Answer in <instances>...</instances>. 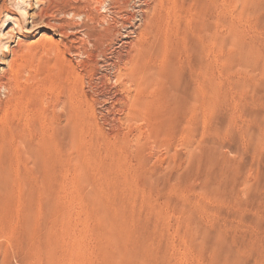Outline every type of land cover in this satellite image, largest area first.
<instances>
[{
	"label": "rangeland",
	"instance_id": "obj_1",
	"mask_svg": "<svg viewBox=\"0 0 264 264\" xmlns=\"http://www.w3.org/2000/svg\"><path fill=\"white\" fill-rule=\"evenodd\" d=\"M111 6L0 0V264H264V0Z\"/></svg>",
	"mask_w": 264,
	"mask_h": 264
},
{
	"label": "bare ground",
	"instance_id": "obj_2",
	"mask_svg": "<svg viewBox=\"0 0 264 264\" xmlns=\"http://www.w3.org/2000/svg\"><path fill=\"white\" fill-rule=\"evenodd\" d=\"M91 2H93L94 3V5H95V7H96V11L97 12H109L110 11V6H111V0H90ZM65 2V1H64ZM75 2V1H74ZM58 3V2H57ZM67 3V2H66ZM65 3V4H66ZM112 3H113V1H112ZM117 3V2H116ZM115 3V4H116ZM41 4V3H40ZM64 3H63V5L64 6H66ZM69 4V3H68ZM169 4V3H168ZM17 5V4H16ZM53 5V4H52ZM180 5V4H179ZM51 7V6H50ZM112 7V6H111ZM114 7V6H113ZM158 7V6H157ZM40 8V7H39ZM43 8V7H42ZM64 8V7H63ZM41 9V8H40ZM65 9V8H64ZM134 9V8H133ZM20 10V9H19ZM43 10H45L44 8H43ZM42 9H41V11L39 12V14H37L38 16H39V18L40 17H42V19L43 18H45L46 17V19H47V16H48V14H47V12H45V11H43ZM61 10H63V9H61ZM51 11V10H50ZM68 11H70V10H68ZM150 11V10H149ZM22 12L24 13V17L26 18L27 16H28V14L26 13V11L25 10H22ZM59 12H62V11H59ZM115 12V11H114ZM146 12V11H145ZM53 13H57V12H53ZM36 14V13H35ZM60 14V13H59ZM78 13H76V12H73V11H71V12H67V10L65 11V12H63L61 15H63V17H62V21H60V20H57L56 18H55V16H48V19H47V26L49 27V28H52V29H59V30H61V33H62V36H63V38H65V41H66V43H67V45H66V47H65V50H66V52L67 53H72V49H71V47H73V44H75V43H78V42H80L81 40H80V35L78 36V34H80V33H77V32H74L75 31V26L73 25V24H71L68 20L70 19V18H77L79 15H77ZM8 15V14H7ZM50 15H52V11H51V13H50ZM111 15V14H110ZM57 16H58V13H57ZM56 16V17H57ZM83 16V15H82ZM121 16V15H120ZM32 17V16H31ZM34 17V16H33ZM67 17H69V19L67 20ZM150 17V16H149ZM11 19L9 20V21H11V20H13V21H15L14 20V18H12V17H10ZM17 18V17H16ZM29 18V17H28ZM35 18V17H34ZM102 18V17H101ZM9 19V18H8ZM59 19V18H58ZM110 19V18H109ZM34 20V19H33ZM104 20V19H103ZM162 21V20H161ZM43 22V21H42ZM111 22V21H110ZM16 23V22H15ZM44 23V22H43ZM55 23L57 24V25H55ZM132 23V22H131ZM110 24V23H109ZM15 25V24H14ZM18 25H19V23H18ZM45 25V24H44ZM105 25V24H104ZM115 25V24H114ZM156 25V24H155ZM112 26V25H111ZM19 27H21V25H19ZM86 27V26H85ZM89 27V26H88ZM87 27V29H91L90 27L88 28ZM14 28H16V27H14ZM21 28H23V27H21ZM86 29V28H85ZM84 29V30H85ZM152 29V28H151ZM17 30V29H16ZM80 30V29H79ZM83 30V31H84ZM81 31V30H80ZM86 31V30H85ZM90 31V30H89ZM88 31V32H89ZM137 31V30H136ZM87 32V31H86ZM88 32L86 33V35L88 36ZM155 32V31H154ZM172 32V31H171ZM156 33V32H155ZM150 34V33H149ZM158 34V33H157ZM61 35V34H60ZM77 35V36H76ZM82 35V34H81ZM111 35V34H110ZM174 35V34H173ZM83 36V35H82ZM24 37V36H23ZM86 37V36H85ZM89 37V36H88ZM172 37V36H171ZM48 38V37H47ZM46 38V39H47ZM50 38V37H49ZM82 38V37H81ZM41 39H43L42 37H41ZM44 39H45V37H44ZM43 39V40H44ZM140 39V38H139ZM48 40V39H47ZM109 40V39H108ZM116 40V39H115ZM133 41V40H132ZM48 42H49V44L52 46H56L57 45V42H56V44H55V42H54V40H52L51 38H50V40L49 41H47V45H48ZM145 42V41H144ZM162 42V41H161ZM19 43V42H18ZM38 44V43H37ZM64 44V43H63ZM20 45V44H19ZM38 45H40V44H38ZM72 45V46H71ZM106 45V44H105ZM24 46V45H23ZM23 46H21V50L22 49H24L25 47H23ZM45 46V45H44ZM54 46V47H55ZM58 46V45H57ZM56 46V47H57ZM68 46H70V47H68ZM142 46V45H141ZM154 46V45H153ZM36 47V46H35ZM38 47V46H37ZM45 47H48V46H45ZM53 47V48H54ZM114 47V46H113ZM138 47H139V45H138ZM18 48V47H17ZM38 48H41V47H38ZM52 48V47H51ZM77 48V47H76ZM156 48H157V46H156ZM45 49H47V48H45ZM44 49V50H45ZM49 49H50V46H49ZM154 49V48H153ZM21 50H10L11 52H12V56H14V57H20L21 55V53H20V51ZM149 50V49H148ZM152 50V49H151ZM9 51V52H10ZM144 51V50H143ZM26 52V51H25ZM24 52V53H25ZM28 52V51H27ZM80 51H78V53H79ZM74 53V52H73ZM84 53V52H83ZM100 53V52H99ZM147 53V52H146ZM58 54V53H57ZM81 54V52L78 54V55H80ZM96 54V53H95ZM104 54V53H103ZM106 55V54H105ZM24 56V55H23ZM22 56V57H23ZM51 56H53V55H51ZM56 56V55H55ZM143 56V55H142ZM13 57V58H14ZM18 57V58H19ZM25 57V56H24ZM18 58H16V60L18 59ZM52 58V57H51ZM134 58V57H133ZM135 58H137V57H135ZM78 59V58H77ZM127 59V58H126ZM14 60V59H13ZM13 60L12 61H10V62H13ZM51 60V59H50ZM57 62V61H56ZM79 62V61H78ZM77 62V63H78ZM54 63V62H53ZM52 63V64H53ZM61 63V62H60ZM69 63V62H68ZM131 63V62H130ZM199 63V62H198ZM55 64H57V63H55ZM71 64V63H70ZM135 64H137V63H135ZM146 64V63H145ZM132 65H134V64H132ZM140 65V64H139ZM10 66H11V64H10ZM135 66H137V65H135ZM146 66V65H145ZM9 67V66H8ZM7 67V68H8ZM12 67V66H11ZM10 67V68H11ZM18 67H19V65H18ZM59 67V66H58ZM57 67V68H58ZM70 67V66H69ZM97 67V66H96ZM142 67V66H141ZM13 68V67H12ZM12 68H11V70H12ZM33 68V67H32ZM20 69V67L18 68V70ZM50 69V68H49ZM73 69V68H72ZM54 70V69H53ZM148 70V69H147ZM6 71V70H5ZM39 71V70H38ZM54 71H56V70H54ZM72 71V70H71ZM144 71H145V69H144ZM149 71V70H148ZM13 72V71H12ZM21 72V69H20V71H14L13 72V76H15V77H18V76H20L18 73H20ZM118 72H119V70H118ZM134 72V71H133ZM151 72V71H150ZM152 72H154V71H152ZM61 73V72H60ZM131 73V72H130ZM9 74V73H8ZM114 74V73H113ZM133 74V73H132ZM156 74V73H155ZM12 75V74H11ZM47 75V74H46ZM45 75V76H46ZM61 75V74H60ZM106 75V74H105ZM124 75V74H123ZM140 75H141V73H140ZM145 75H146V73H145ZM153 75H154V73H153ZM74 76V75H73ZM118 76H120V74L118 75ZM155 76V75H154ZM53 77V76H52ZM56 77V76H55ZM69 77V76H68ZM156 77V76H155ZM44 78V77H43ZM116 78V77H115ZM118 78V77H117ZM130 78V77H129ZM35 79V78H34ZM47 79V78H46ZM56 79V78H55ZM7 80V79H6ZM142 80V79H141ZM13 81V80H12ZM37 81V80H36ZM150 83V82H149ZM128 84V83H127ZM141 84H142V82H141ZM152 84V83H151ZM138 85V84H137ZM136 85V86H137ZM144 85V84H143ZM142 86V85H141ZM146 86V85H145ZM148 86V85H147ZM150 86V85H149ZM0 87H3V85L2 84H0ZM39 87V86H38ZM151 87V86H150ZM143 88H145V87H143ZM23 89V88H22ZM7 91V90H6ZM83 92V91H82ZM73 93V92H72ZM99 93V92H98ZM108 94V93H107ZM188 96V95H187ZM13 97V96H12ZM77 98V97H76ZM135 98V97H134ZM133 98V99H134ZM6 100V99H5ZM24 101V100H23ZM128 101V100H127ZM51 102V101H50ZM130 102V101H129ZM131 103V102H130ZM117 104V103H116ZM133 104H135V103H133ZM3 105V104H2ZM80 107V106H79ZM61 108V107H60ZM63 108V107H62ZM71 109V108H70ZM73 109V108H72ZM112 109V108H111ZM108 110V109H107ZM44 113V112H43ZM1 114V113H0ZM46 115V114H45ZM64 116V115H63ZM71 122V121H70ZM67 138V137H66ZM36 142H38V141H36ZM40 142V141H39ZM36 145H37V143H35ZM41 144H42V142H41Z\"/></svg>",
	"mask_w": 264,
	"mask_h": 264
}]
</instances>
